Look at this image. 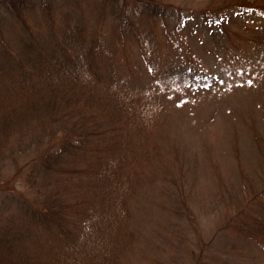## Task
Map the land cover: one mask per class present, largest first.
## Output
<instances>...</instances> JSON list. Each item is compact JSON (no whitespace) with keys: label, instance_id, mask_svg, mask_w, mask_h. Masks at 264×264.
<instances>
[{"label":"rangeland","instance_id":"1","mask_svg":"<svg viewBox=\"0 0 264 264\" xmlns=\"http://www.w3.org/2000/svg\"><path fill=\"white\" fill-rule=\"evenodd\" d=\"M25 1L0 7V256L264 264V0Z\"/></svg>","mask_w":264,"mask_h":264},{"label":"trees","instance_id":"2","mask_svg":"<svg viewBox=\"0 0 264 264\" xmlns=\"http://www.w3.org/2000/svg\"><path fill=\"white\" fill-rule=\"evenodd\" d=\"M45 2V4L47 5V2L46 0H43ZM12 0H0V7H2V9L5 8H8L9 10H15V8H19V9H24L27 7V4H26V1L25 0H18V4L19 6H14L12 5ZM145 10H148V11H153L154 13H168L169 11L167 9H159V7H153L152 5L149 4H145ZM58 44H56L55 42V46H57ZM62 50L64 51H67V46L64 44H60ZM55 64H58V62H61L59 63L62 67L66 68L67 67V62H68V59H67V56H65L64 58L61 59V61L57 60V59H53ZM88 62V61H87ZM67 69H65L66 71ZM49 87L53 88L54 89V84L51 82L49 84ZM53 94H55L53 92ZM54 96V95H53ZM53 99H50L48 101H46L45 105H46V108L48 110V112L50 111H58L57 109H55L54 107V103L57 104L55 101H56V97H51ZM108 101H111L112 105L115 106H119V107H123V106H126V105H130V101H128L127 99H120L118 101H114L115 104L113 103L112 100H108ZM115 106V107H116ZM65 112H69L70 110H67L66 111V108L63 109ZM52 125V128L54 130H58L59 128L57 127L56 125V122L54 121L53 123H51ZM81 131V138L83 137L84 138V133H82V129H80ZM68 132L66 131H63L61 132V137L58 138V145L60 144V146L57 147L56 143L48 148H46L44 151H46V153H44V157L46 156L47 157H50L49 159H44V162H42V167H43V172H49V173H52L54 172V169H57V166L60 167L61 163H63L64 161L66 162V157H64V155H66L67 153H71L73 151V145L72 143L75 141L73 138H70V137H67L66 134ZM76 147V146H75ZM116 160H112V161H105L104 163L98 165V167H96V170L97 172L100 173V176L102 178L103 181L105 182H108L110 183L115 177L113 175H116V169L114 168V163H115ZM22 201H14L15 202V205H16V208H17V211L19 212L20 211V214H24V216H28V214L30 213H35L37 215V217L41 218L42 222H44V224H47V225H50V222H49V219L46 217L47 214L44 213V214H41L42 212L40 213H37V210L35 209V207L31 206L28 202H27V205H26V199L22 196ZM41 209H39L38 211H40ZM44 218V219H43ZM92 230V227L91 226H87L84 228V231L85 232L84 234H82V236L80 237V240L83 239L86 234ZM64 234V233H63ZM8 235V232H6V235L0 239V244L1 242L3 241L4 238H6V236ZM50 238V237H49ZM48 238V239H49ZM67 239V243H66V247L63 246L61 248V250H65V248L67 247H74L76 245H78V241L79 238L77 240L74 241V239H71V238H68L66 237ZM5 240H8L7 238ZM9 241V240H8ZM49 243V244H48ZM44 245L49 248H52L53 245H52V239L50 238L47 242L44 243ZM58 249L56 250L57 254L58 253ZM111 262V260L109 261ZM108 262V263H109ZM0 264H19L18 262H14L12 260H8L2 256H0Z\"/></svg>","mask_w":264,"mask_h":264}]
</instances>
